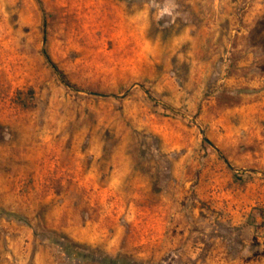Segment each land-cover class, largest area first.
<instances>
[{"label": "rangeland", "instance_id": "374dc122", "mask_svg": "<svg viewBox=\"0 0 264 264\" xmlns=\"http://www.w3.org/2000/svg\"><path fill=\"white\" fill-rule=\"evenodd\" d=\"M262 217L264 0H0V264H264Z\"/></svg>", "mask_w": 264, "mask_h": 264}, {"label": "trees", "instance_id": "16d2710c", "mask_svg": "<svg viewBox=\"0 0 264 264\" xmlns=\"http://www.w3.org/2000/svg\"><path fill=\"white\" fill-rule=\"evenodd\" d=\"M44 43L46 42V38H45V31H44ZM42 53H43V56H44V59L46 60V62L55 70V72L59 75L60 78H63V75L62 73L57 69L55 63L52 61L47 49L44 48L42 49ZM5 215H8V216H11L12 214L11 213H4ZM263 218V221H264V217Z\"/></svg>", "mask_w": 264, "mask_h": 264}]
</instances>
